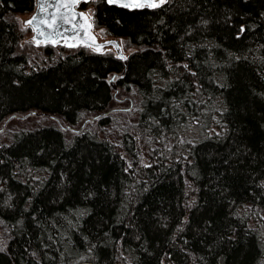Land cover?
<instances>
[{"label": "trees", "instance_id": "1", "mask_svg": "<svg viewBox=\"0 0 264 264\" xmlns=\"http://www.w3.org/2000/svg\"><path fill=\"white\" fill-rule=\"evenodd\" d=\"M34 8L0 0V128L39 119L0 133V264H264V0L80 2L123 59L23 43Z\"/></svg>", "mask_w": 264, "mask_h": 264}, {"label": "water", "instance_id": "2", "mask_svg": "<svg viewBox=\"0 0 264 264\" xmlns=\"http://www.w3.org/2000/svg\"><path fill=\"white\" fill-rule=\"evenodd\" d=\"M85 0H35V8L31 16L24 22L32 30L31 41L35 45H56L62 44L67 47L83 46L90 48L95 52H103L107 48H112L116 57L123 59L125 57L121 46L117 39L110 38L105 41H99L98 36L93 31L92 23L83 10L78 9L79 3ZM109 4L120 6L126 9H140V8H154L151 6L156 3L161 4L159 0H106ZM157 7V6H156ZM37 17L32 24L27 22L32 20V17ZM55 17V24H52V18ZM44 20L47 23H39ZM70 21L65 23L64 21ZM51 25V26H50ZM59 27L61 35L56 34V28ZM67 29V31H65ZM40 33H43L41 35ZM116 78V74L112 75L109 82L112 83ZM24 118V116H23ZM94 117L92 120H95ZM11 119L8 118L0 132L3 130L6 123ZM88 121H84L81 127L73 132H78L82 129ZM79 264H93L89 262H82Z\"/></svg>", "mask_w": 264, "mask_h": 264}, {"label": "rangeland", "instance_id": "3", "mask_svg": "<svg viewBox=\"0 0 264 264\" xmlns=\"http://www.w3.org/2000/svg\"><path fill=\"white\" fill-rule=\"evenodd\" d=\"M87 1V0H85ZM88 15L90 16V13L87 12ZM30 17V15H23V16H19V21L20 24L22 25L23 28L28 27L26 25H24V22ZM30 33V32H29ZM96 35L98 36V40L101 41H105L106 39H108V37H105L100 31H95ZM28 32L26 31V38L23 40V43H26L28 41H31V33L29 36H27ZM32 42V41H31ZM120 46L122 47V52L125 55H128L131 51V49H125L124 48V43L119 41ZM105 51H113L111 48H107L105 49ZM116 101L113 105V108H117L119 109L118 113L122 114L119 116H123V115H127V116H132V112L131 110H135L137 108V106L140 104V99L138 94L135 92L131 95H126V94H117L116 95ZM131 112V113H129ZM116 113V112H115ZM38 117L36 116H32V117H28V115H24V118H14L12 120H10L9 122H7L4 132L5 131H9V132H14L17 131L21 128H30L36 125V123H38ZM53 121V120H52ZM199 125H195V126H191L188 128H185L182 136L186 137L188 140H193L196 137H198L199 135ZM4 132H0L1 134H3ZM0 241H4V232L0 227Z\"/></svg>", "mask_w": 264, "mask_h": 264}, {"label": "snow or ice", "instance_id": "4", "mask_svg": "<svg viewBox=\"0 0 264 264\" xmlns=\"http://www.w3.org/2000/svg\"><path fill=\"white\" fill-rule=\"evenodd\" d=\"M166 2V0H159V3L160 4H163V3H165ZM151 6H153V7H156V6H158L156 3H153ZM55 17H53L52 18V24L54 25L55 24ZM37 20V17H35V16H33L32 17V20H30V21H28L27 23L28 24H32V22L33 21H36ZM65 23H70V21H67V20H65L64 21ZM39 23H47V21H44V20H41V21H39ZM51 26V25H50ZM65 31H67V29H65ZM41 35H43V33H40ZM56 34L57 35H61L62 33L59 31V27L57 26V28H56Z\"/></svg>", "mask_w": 264, "mask_h": 264}]
</instances>
